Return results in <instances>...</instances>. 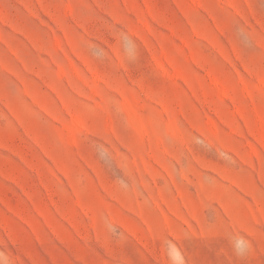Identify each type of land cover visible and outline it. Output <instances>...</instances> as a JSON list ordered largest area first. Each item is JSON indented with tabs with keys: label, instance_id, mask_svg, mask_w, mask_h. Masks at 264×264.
Listing matches in <instances>:
<instances>
[{
	"label": "rangeland",
	"instance_id": "1",
	"mask_svg": "<svg viewBox=\"0 0 264 264\" xmlns=\"http://www.w3.org/2000/svg\"><path fill=\"white\" fill-rule=\"evenodd\" d=\"M169 242L264 264V0H0V264Z\"/></svg>",
	"mask_w": 264,
	"mask_h": 264
},
{
	"label": "clouds",
	"instance_id": "2",
	"mask_svg": "<svg viewBox=\"0 0 264 264\" xmlns=\"http://www.w3.org/2000/svg\"><path fill=\"white\" fill-rule=\"evenodd\" d=\"M230 240L233 251L238 257H243L247 254L249 245L243 236L233 235ZM166 251L172 264H184L183 256L174 244L169 242L166 246Z\"/></svg>",
	"mask_w": 264,
	"mask_h": 264
}]
</instances>
